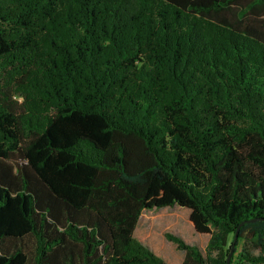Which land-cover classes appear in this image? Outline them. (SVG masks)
I'll list each match as a JSON object with an SVG mask.
<instances>
[{
	"label": "trees",
	"instance_id": "16d2710c",
	"mask_svg": "<svg viewBox=\"0 0 264 264\" xmlns=\"http://www.w3.org/2000/svg\"><path fill=\"white\" fill-rule=\"evenodd\" d=\"M176 206L264 264V0H0V264H169Z\"/></svg>",
	"mask_w": 264,
	"mask_h": 264
},
{
	"label": "rangeland",
	"instance_id": "374dc122",
	"mask_svg": "<svg viewBox=\"0 0 264 264\" xmlns=\"http://www.w3.org/2000/svg\"><path fill=\"white\" fill-rule=\"evenodd\" d=\"M161 216H165V220L173 219V222L167 221L166 224H163L158 219ZM167 233L179 236L189 244L197 245L204 254L206 253V248L211 237V235L198 233L190 220V210L179 206L145 210L139 221L135 236L164 258L169 264H182L185 258V252L179 250L176 244L167 240ZM151 234L153 235L152 238L150 237ZM159 237L165 240L170 247H175L174 253L165 254L161 253V250L160 252L158 251L154 240ZM159 249L161 248L159 247Z\"/></svg>",
	"mask_w": 264,
	"mask_h": 264
},
{
	"label": "bare ground",
	"instance_id": "6f19581e",
	"mask_svg": "<svg viewBox=\"0 0 264 264\" xmlns=\"http://www.w3.org/2000/svg\"><path fill=\"white\" fill-rule=\"evenodd\" d=\"M168 217H169V216H168ZM172 217H173V216H172ZM165 218H166L165 216H161V217L158 218V219L161 220L163 224H166L167 221H169V222H173V219H169V220L167 219V220H165ZM163 224H162V225H163ZM150 237L152 238L153 235L151 234ZM154 241L156 242V246H157V248H158V249H159V247L161 248V249H159V250H164V251H166V252H167L166 254L174 253L175 248L170 247V246L165 242V240H163V239H161V238L159 237V238H156Z\"/></svg>",
	"mask_w": 264,
	"mask_h": 264
},
{
	"label": "water",
	"instance_id": "95a60500",
	"mask_svg": "<svg viewBox=\"0 0 264 264\" xmlns=\"http://www.w3.org/2000/svg\"><path fill=\"white\" fill-rule=\"evenodd\" d=\"M253 221H255V220H253ZM244 224H245V223H243V224L238 228V230H237V232H236V236H235L234 243H233V245H232V247H231L230 254L228 255L227 264H231L232 257H233V255H234V253H235L236 244H237V241H238V239H239L240 229H241V227H242Z\"/></svg>",
	"mask_w": 264,
	"mask_h": 264
},
{
	"label": "crops",
	"instance_id": "0c3cea01",
	"mask_svg": "<svg viewBox=\"0 0 264 264\" xmlns=\"http://www.w3.org/2000/svg\"><path fill=\"white\" fill-rule=\"evenodd\" d=\"M156 246V245H155ZM175 248V247H174ZM158 251L160 252V250L158 249ZM162 252L161 253H167L166 251H164V250H161ZM160 256V255H159ZM185 259V258H184ZM183 262H184V260H183ZM183 264V263H182Z\"/></svg>",
	"mask_w": 264,
	"mask_h": 264
}]
</instances>
